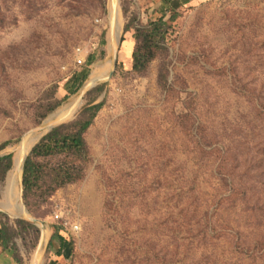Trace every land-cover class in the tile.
<instances>
[{"label":"rangeland","instance_id":"obj_1","mask_svg":"<svg viewBox=\"0 0 264 264\" xmlns=\"http://www.w3.org/2000/svg\"><path fill=\"white\" fill-rule=\"evenodd\" d=\"M113 1L0 0V229L14 244L0 264H264V0H118L116 19ZM162 16L137 73L135 29ZM101 102L82 179L50 194L73 160L39 159L47 177L25 200L32 148ZM27 137L16 209L5 193Z\"/></svg>","mask_w":264,"mask_h":264},{"label":"trees","instance_id":"obj_2","mask_svg":"<svg viewBox=\"0 0 264 264\" xmlns=\"http://www.w3.org/2000/svg\"><path fill=\"white\" fill-rule=\"evenodd\" d=\"M176 16L171 18V21L176 19ZM168 21H165V16L151 21L145 27L135 29L134 38L136 46L132 53L133 70L137 73H142L146 70L148 65L155 59L156 51L161 48V43L165 41L168 30ZM102 89V88H101ZM104 103L93 105L87 104L83 108V115L90 113L86 118H81L70 124H62L50 130L31 150L26 158L23 166V192L25 200L30 196L40 182L45 180V171L39 159L48 157H72L71 162H65L57 168L51 170L50 184L52 186V194L56 189L61 188L67 184L75 183L82 179L85 171V163L88 159V148L84 135L91 127L97 113L102 109ZM203 143H207L205 137L202 138ZM5 142L0 145V152H2L9 145ZM205 148H211L206 145ZM221 152L227 155L222 149H216L214 152ZM15 165V163H14ZM13 167V155L8 154L0 157V187L6 180V177ZM225 168V163L222 164L221 170ZM219 171L221 176H224L222 171ZM228 186V181H225ZM25 222V221H23ZM9 227L3 224L0 229V248L3 252L11 253L14 244L10 245L11 234ZM55 237L59 238V230L56 231ZM61 250L66 249L67 242L60 238ZM177 246L175 252L171 256L170 263L182 262L181 250ZM243 254L244 252H239ZM166 257L165 260H167Z\"/></svg>","mask_w":264,"mask_h":264},{"label":"bare ground","instance_id":"obj_3","mask_svg":"<svg viewBox=\"0 0 264 264\" xmlns=\"http://www.w3.org/2000/svg\"><path fill=\"white\" fill-rule=\"evenodd\" d=\"M118 15H119V12H118V0H114L113 1V6H112V17L116 19V18H118ZM119 30H120V28H119ZM94 75H96V73ZM95 81H96L95 78H93L92 79V82H93L92 84H94ZM33 142H34V139L31 138V137H27L24 140L23 149L20 152V156H19L18 161H17L16 170L11 172V174H9V177H8V183H7V189H6L5 197H6L7 201L13 202L14 207L16 209H20L21 208V205H20V202H19L20 191H19V188H18L20 173H19L18 169L22 166V156L27 155V153L30 150V147L32 146ZM11 208H12V206H11Z\"/></svg>","mask_w":264,"mask_h":264},{"label":"crops","instance_id":"obj_4","mask_svg":"<svg viewBox=\"0 0 264 264\" xmlns=\"http://www.w3.org/2000/svg\"><path fill=\"white\" fill-rule=\"evenodd\" d=\"M193 1L195 0H182V5H186V4H189V3H192Z\"/></svg>","mask_w":264,"mask_h":264},{"label":"built area","instance_id":"obj_5","mask_svg":"<svg viewBox=\"0 0 264 264\" xmlns=\"http://www.w3.org/2000/svg\"><path fill=\"white\" fill-rule=\"evenodd\" d=\"M60 219V216L59 215H56V220H59Z\"/></svg>","mask_w":264,"mask_h":264},{"label":"water","instance_id":"obj_6","mask_svg":"<svg viewBox=\"0 0 264 264\" xmlns=\"http://www.w3.org/2000/svg\"><path fill=\"white\" fill-rule=\"evenodd\" d=\"M25 162V161H24ZM22 175H23V167H22ZM31 220H33V219H31ZM35 221V220H34Z\"/></svg>","mask_w":264,"mask_h":264}]
</instances>
